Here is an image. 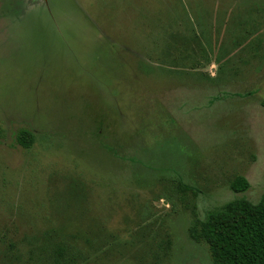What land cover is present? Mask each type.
I'll return each instance as SVG.
<instances>
[{"label":"rangeland","instance_id":"374dc122","mask_svg":"<svg viewBox=\"0 0 264 264\" xmlns=\"http://www.w3.org/2000/svg\"><path fill=\"white\" fill-rule=\"evenodd\" d=\"M263 101L264 0H0V264H213Z\"/></svg>","mask_w":264,"mask_h":264},{"label":"trees","instance_id":"16d2710c","mask_svg":"<svg viewBox=\"0 0 264 264\" xmlns=\"http://www.w3.org/2000/svg\"><path fill=\"white\" fill-rule=\"evenodd\" d=\"M261 105L264 108V101ZM18 142L24 147L30 145L25 133ZM247 187L248 182L243 177L231 184L235 193ZM190 234L194 240L204 241L213 264H264V197L257 204L247 200L231 201L202 223L195 221Z\"/></svg>","mask_w":264,"mask_h":264}]
</instances>
